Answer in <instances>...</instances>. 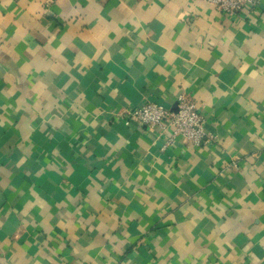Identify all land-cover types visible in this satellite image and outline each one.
<instances>
[{
	"label": "crops",
	"instance_id": "0c3cea01",
	"mask_svg": "<svg viewBox=\"0 0 264 264\" xmlns=\"http://www.w3.org/2000/svg\"><path fill=\"white\" fill-rule=\"evenodd\" d=\"M255 1L0 0V264H264ZM180 95L207 144L123 121Z\"/></svg>",
	"mask_w": 264,
	"mask_h": 264
},
{
	"label": "built area",
	"instance_id": "2783aa9c",
	"mask_svg": "<svg viewBox=\"0 0 264 264\" xmlns=\"http://www.w3.org/2000/svg\"><path fill=\"white\" fill-rule=\"evenodd\" d=\"M205 1L228 16L235 15L245 6L256 2L255 0ZM177 102V111H173L163 104L147 101L139 107L124 110L123 121L126 125L134 121L151 129L170 127L173 138L179 137L182 141L196 146L207 144L213 137L205 130L204 116L199 112L195 102L186 95H180Z\"/></svg>",
	"mask_w": 264,
	"mask_h": 264
},
{
	"label": "water",
	"instance_id": "95a60500",
	"mask_svg": "<svg viewBox=\"0 0 264 264\" xmlns=\"http://www.w3.org/2000/svg\"><path fill=\"white\" fill-rule=\"evenodd\" d=\"M173 111H177V107L173 109Z\"/></svg>",
	"mask_w": 264,
	"mask_h": 264
}]
</instances>
